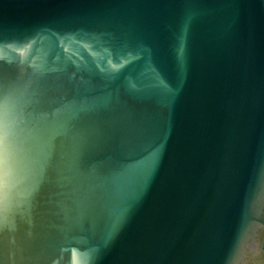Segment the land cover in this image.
<instances>
[{"label":"water","instance_id":"95a60500","mask_svg":"<svg viewBox=\"0 0 264 264\" xmlns=\"http://www.w3.org/2000/svg\"><path fill=\"white\" fill-rule=\"evenodd\" d=\"M0 264H264V0H0Z\"/></svg>","mask_w":264,"mask_h":264}]
</instances>
